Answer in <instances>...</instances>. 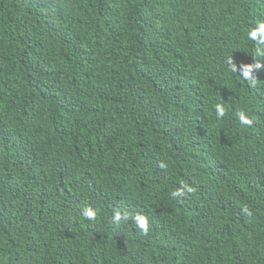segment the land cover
I'll use <instances>...</instances> for the list:
<instances>
[{
	"label": "trees",
	"instance_id": "16d2710c",
	"mask_svg": "<svg viewBox=\"0 0 264 264\" xmlns=\"http://www.w3.org/2000/svg\"><path fill=\"white\" fill-rule=\"evenodd\" d=\"M260 24L264 0H0V264H264Z\"/></svg>",
	"mask_w": 264,
	"mask_h": 264
},
{
	"label": "clouds",
	"instance_id": "9594fccd",
	"mask_svg": "<svg viewBox=\"0 0 264 264\" xmlns=\"http://www.w3.org/2000/svg\"><path fill=\"white\" fill-rule=\"evenodd\" d=\"M259 28H260V33L264 34V24H260ZM250 35H251V38L254 39L256 37L257 33L253 32ZM249 71H250V69H249ZM245 74L247 75V72ZM215 111H216V115H217L218 119L222 118L225 115V109L222 105H216ZM236 115L239 117V121H240L241 125H244V126H250L251 125L252 121L245 114L244 111H238L236 113ZM185 191L191 192V188L176 189L175 191H173L171 193V195L173 197L183 196L185 194ZM245 211L247 212L248 210L245 208ZM83 215L85 217H88V218H94L95 212L91 208H85L83 210ZM120 219H121V217L119 216V214H117L115 216V220L119 221ZM135 222L140 229L144 230V232L146 234L147 233V220H146V218H144L142 216H137Z\"/></svg>",
	"mask_w": 264,
	"mask_h": 264
}]
</instances>
